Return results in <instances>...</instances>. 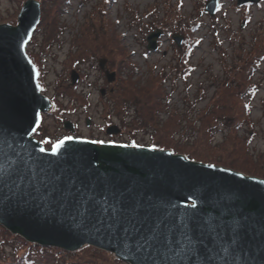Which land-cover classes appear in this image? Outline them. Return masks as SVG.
Masks as SVG:
<instances>
[{
	"label": "water",
	"instance_id": "obj_1",
	"mask_svg": "<svg viewBox=\"0 0 264 264\" xmlns=\"http://www.w3.org/2000/svg\"><path fill=\"white\" fill-rule=\"evenodd\" d=\"M217 6L207 0L204 11L213 16ZM40 14V2L26 0L16 25L0 24V225L29 243L89 245L128 264H264L263 178L169 149L74 135L47 148L33 136L51 108L26 50ZM161 34L147 35V50ZM172 39L181 46L182 36ZM62 125L74 131L70 120Z\"/></svg>",
	"mask_w": 264,
	"mask_h": 264
},
{
	"label": "rangeland",
	"instance_id": "obj_2",
	"mask_svg": "<svg viewBox=\"0 0 264 264\" xmlns=\"http://www.w3.org/2000/svg\"><path fill=\"white\" fill-rule=\"evenodd\" d=\"M25 1L0 0V24L8 23L16 25L18 13ZM38 1L40 2V0ZM166 1L114 0V2L103 7L105 14L98 11V16L95 17H93L92 13L100 3V0H70L69 4L65 5V10L57 16V24H60L63 28L62 33L56 42H53L50 47L45 49V52L41 53L42 55L39 58V62L43 65L42 69L44 73L42 84L44 88L41 90L45 96L51 99L56 92L58 84L76 86L75 94L79 95L81 100L83 98L87 103L84 106L79 104L74 111L65 112L61 119H58L51 111V103L49 113L42 114V120L34 132V136L38 140L44 143V145L49 146L46 141L49 143L51 139L57 140L65 137L69 131L62 127V122L63 120H70L76 125L77 136L95 141L113 140L115 143L125 144H131L130 142L133 139L136 145L150 147L148 146L150 144L149 131H139L131 137L129 130L122 126L120 117L117 115L122 105L119 102L115 103L109 92L119 81L130 80L134 83L135 87L142 86L145 83V78L149 73L148 69L150 67H153L155 72L161 69L167 72L171 71L173 67L178 66L175 51H181L182 43L178 47L173 41L172 35L178 34L182 36V42L184 35L179 32L171 33L172 29L165 25L160 27H158L159 23L154 25L156 19L158 22H161L162 12L167 6L165 4ZM178 1L181 3L180 11L185 22L189 20L200 21L199 27L193 33L194 37L200 39V42L193 48L188 60L189 62H187L193 69L185 80L183 78L177 80L175 90L170 94L172 100L169 106L176 107L180 111L185 110L184 98L187 96L189 98L194 97L198 89L203 88L206 91V96L196 104V109H200L215 92V88L219 85L217 82L224 78L225 65H232L236 60L235 47L238 41L231 44L228 38L229 35L232 34L243 38L246 49L253 52V48L257 46V44H253L255 43L254 37L260 33L262 35L260 44L264 47V1L259 2V5L256 3L249 7L248 5H240L244 7L238 9L236 8V0H218V6L213 16H209L204 11L207 0H204V3H202L203 0H169V4L175 5ZM47 2L45 4L42 3V7L40 2L41 14L43 12L46 14L47 5L51 2L55 3V0H48ZM220 4L221 7L218 10ZM152 6L156 8L155 12L146 15L145 13H148ZM240 6L237 5V7ZM87 21L91 27H96V25H100L103 22L110 23L109 27L105 25L102 28L109 30L112 36L120 37L110 58L115 62L121 59L126 60L129 63V67L137 69L135 74L129 73V67L116 72L115 68L112 69L109 66L110 60L101 55L80 62L77 69L69 68L70 58L72 55H76L78 50L72 44L82 35L81 29ZM156 30H160L162 33L157 39V48L155 50H147L146 37L150 32ZM48 31L49 27L46 23L38 25L36 31L38 34L34 36L33 44H27L28 55L30 54L38 60L37 55L42 50L44 37H46L45 34ZM262 52L264 53V49H262ZM102 59L105 61L104 69L115 73L116 80L112 84L107 81L103 70L99 68V61ZM261 62L263 63L253 75V81L259 85V88L255 96L249 100L250 111L248 115L246 116L242 111H239L238 114L241 116H227L223 125L219 123L221 129L218 128L215 135V141L219 142L229 133L236 122L244 119L245 122L238 128L237 134L243 136L249 132L252 135L248 148L253 153L254 158L259 153L264 152V80L261 81L258 74L262 65H264V61ZM72 71L78 73V79L74 84H71ZM172 73H174L173 70ZM86 74L87 77L83 80V76ZM169 80L170 78L162 86L166 94L172 89ZM187 85H189L188 88H186ZM101 89L105 90L103 94L100 92ZM69 94L65 92L63 96H59L58 98L59 102L65 107L69 102ZM248 99L246 97V100ZM83 103L85 102L83 101ZM125 109L122 114H124L126 123L137 121L140 126L143 125L144 122L135 106L131 105L125 107ZM167 116V113H162L160 116L161 121H164ZM87 118H89V124H86ZM113 125L119 129L116 133H112L113 137L108 138L104 129ZM144 126L146 127L145 123ZM37 131L39 132L38 134ZM93 248L110 253L96 247ZM93 252L91 251L89 254L84 253V255L90 257ZM4 254L9 260L13 259L9 247L5 248ZM37 254L39 255V252ZM110 254L113 255L112 253ZM43 255L53 258V254L49 251H45ZM113 256L117 258L115 255ZM64 258L66 259L67 257L64 256ZM36 259V264H56L53 259V261H50V259L44 256H38ZM122 262L128 264L124 261ZM58 264L61 263L59 262Z\"/></svg>",
	"mask_w": 264,
	"mask_h": 264
},
{
	"label": "trees",
	"instance_id": "obj_3",
	"mask_svg": "<svg viewBox=\"0 0 264 264\" xmlns=\"http://www.w3.org/2000/svg\"><path fill=\"white\" fill-rule=\"evenodd\" d=\"M47 1L40 0L41 7L42 3H48ZM69 2L70 0H55V3L51 2L47 5L46 14L43 12L40 17L39 24L46 23L49 31L45 34L46 37H44L42 50L37 55L38 60L30 54L29 56L38 70V81L41 89L44 88L42 86L44 73L42 69L43 65L39 62V58L42 55L41 53L45 52V49L50 47L53 42H56L62 33L63 28L60 24H57V16L65 10ZM111 2H114V0H100V3L92 13L93 17L98 16V11L105 14L103 7ZM204 2L203 0L202 3ZM165 4L167 6L162 12L161 22H158L155 18L157 16H155L154 19L156 21L154 25L159 23L158 27L165 25L173 30L170 31L171 33L179 32L184 35L181 51H175L178 66L172 68L174 73H172V70L166 72L162 69L155 72L153 67H150L148 69L149 73L145 78V83L142 86L135 87L134 83L130 80L117 82V85L109 92V95L115 103L119 102L122 105L120 112H117L122 126L129 130L131 137L139 131H149L150 144L148 146L152 148L169 149L172 153L183 154L193 161L227 167L242 172L245 175L264 179V152L259 153L254 158L253 153L248 148L252 140V135L249 132L243 136L237 134L238 128L245 122L244 119L236 122L229 133L219 142L215 141L216 131L220 128L219 123L223 125L227 116H241L238 114L239 111H242L247 116L250 111L249 100L255 96L259 88V85L253 81V75L260 67L264 57V53L262 52L264 47L260 44L262 35L259 33L254 37L255 43L253 44H257V46L253 48V52L246 49L243 38L232 34L229 35L228 38L231 44L238 41L235 47L237 57L234 64L229 66L225 65L224 78L217 82L219 85L215 88V92L202 108L196 109L197 102L206 96V91L200 88L194 97L189 98L187 96L184 98L185 110L180 111L176 107L169 106L172 100L170 94L175 90L177 80L179 78L185 80L193 69L187 62H189L188 60L193 48L200 42V39L193 35L194 31L199 27L200 21L189 20L185 22L180 11L181 3L179 1L175 5L173 4L174 6L169 4V0ZM220 7L221 4L218 10ZM243 7H237L236 5L238 9H242ZM155 9L152 6L149 12L145 14H153ZM109 24V22L108 24L103 22L100 25H96V27H91L88 21L84 24L81 29L82 35L72 44L78 50L76 55H72L70 58V69H77L80 62H84L98 55L110 60L111 63L109 66L112 69L115 68L116 72L121 71L125 67H129V63L124 59L115 62L110 58L120 37H114L110 34L109 30L102 28L105 25L109 27ZM129 69L130 74L136 73L137 69L135 67H129ZM86 77L87 74L83 76V80ZM169 78L172 89L166 94L162 86ZM75 90L76 86L58 84L54 96L51 97V111L58 119H61L65 112L76 110L79 104L84 106L87 103L82 98L85 102L83 103L81 97L75 94ZM65 92L70 93L69 102L66 107L58 100L59 96H63ZM246 97L249 99L246 100ZM131 105L137 108L146 127L144 123L140 126L137 121L125 122V117L122 113L126 110L125 107ZM162 113L168 114L164 121H161L160 118ZM55 141L56 139H51L49 143L48 141L46 142L50 146ZM134 142L135 140L132 139L130 142L131 145H134ZM7 247L10 248L13 259L9 260L5 256L4 250ZM45 251L51 252L53 258L43 255ZM91 251L94 252L90 257L84 255V253L89 254ZM38 252L39 255L37 254ZM38 256H44L50 259V261L53 259L56 264L59 262L61 264H125L110 253L97 250L89 245L83 246L76 252L69 253L60 248H47L34 243H28L20 236L12 234L0 226V264H36V257ZM64 256L67 258L65 259Z\"/></svg>",
	"mask_w": 264,
	"mask_h": 264
},
{
	"label": "flooded vegetation",
	"instance_id": "obj_4",
	"mask_svg": "<svg viewBox=\"0 0 264 264\" xmlns=\"http://www.w3.org/2000/svg\"><path fill=\"white\" fill-rule=\"evenodd\" d=\"M264 0H260L259 2L261 3V2H263ZM258 2V5L260 4ZM248 5V7L249 6H251L252 4H247ZM40 17H41V14H40ZM38 25H39V23H38ZM38 25H37V27H36V29L34 30V32H33V35H32V38L30 39V41H29V44H33V39H34V36L36 35V34H38V32H36L37 31V28H38ZM28 44V45H29ZM262 61H264V57H263V59H262ZM263 62H261V64H262ZM261 66V65H260ZM110 72V71H109ZM259 74V79H261V81H263L264 80V65H262V67H261V70H260V72L258 73ZM104 76H105V78H106V75H105V73H104ZM115 80H116V77H115V73H114V80L112 81V82H109L110 84H112V83H114L115 82ZM105 90L104 89H101L100 90V92H104ZM103 94V93H102ZM89 119V118H88ZM76 125L73 123V128H74V131L73 132H71V133H67L66 134V136H68V135H70V134H72V135H74V136H77L78 134H77V129H76V127H75ZM62 127H63V125H62ZM110 130H114V129H116V130H118L117 128H115V127H112V128H109ZM104 131H105V134L107 135L106 137H113V134L112 135H109V134H107V131H106V129H104ZM105 136V135H104ZM115 136V135H114ZM109 141H113V140H109Z\"/></svg>",
	"mask_w": 264,
	"mask_h": 264
},
{
	"label": "snow or ice",
	"instance_id": "obj_5",
	"mask_svg": "<svg viewBox=\"0 0 264 264\" xmlns=\"http://www.w3.org/2000/svg\"><path fill=\"white\" fill-rule=\"evenodd\" d=\"M246 107H247V106H246ZM68 139H71V137H69ZM63 143H64V141H60L59 144L56 145V147L59 148ZM90 143H92V144H102L103 141H95V140H94V141H90ZM133 146H135V145H133ZM124 147H127V146L125 145ZM41 151H44V150L41 149ZM209 167H211V165H209ZM192 206L195 207V204L193 203Z\"/></svg>",
	"mask_w": 264,
	"mask_h": 264
}]
</instances>
